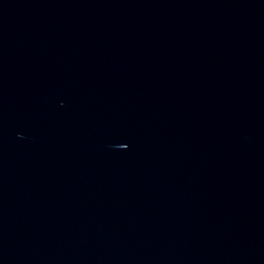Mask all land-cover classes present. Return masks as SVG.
I'll return each instance as SVG.
<instances>
[{
  "label": "water",
  "instance_id": "obj_1",
  "mask_svg": "<svg viewBox=\"0 0 264 264\" xmlns=\"http://www.w3.org/2000/svg\"><path fill=\"white\" fill-rule=\"evenodd\" d=\"M0 264H264V0H0Z\"/></svg>",
  "mask_w": 264,
  "mask_h": 264
}]
</instances>
